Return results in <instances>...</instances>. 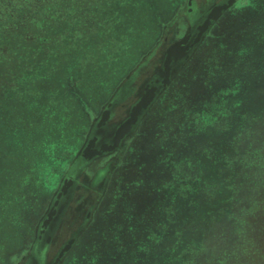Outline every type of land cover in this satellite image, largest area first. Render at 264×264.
<instances>
[{
  "label": "rangeland",
  "instance_id": "374dc122",
  "mask_svg": "<svg viewBox=\"0 0 264 264\" xmlns=\"http://www.w3.org/2000/svg\"><path fill=\"white\" fill-rule=\"evenodd\" d=\"M139 1L30 0L22 13L25 0H0V264L21 262L91 118L119 82L153 50L149 67L167 27L182 36L185 17L193 24L219 0H178L137 44L140 33L127 36L123 25L125 51L110 62L104 48L106 78L93 79V51L115 48L113 31L141 15L131 10ZM218 6L228 7L153 103L105 194L86 205L100 199L89 225L57 264H264V0ZM42 110L49 116L38 127H60L54 139L31 138Z\"/></svg>",
  "mask_w": 264,
  "mask_h": 264
},
{
  "label": "flooded vegetation",
  "instance_id": "af4514ba",
  "mask_svg": "<svg viewBox=\"0 0 264 264\" xmlns=\"http://www.w3.org/2000/svg\"><path fill=\"white\" fill-rule=\"evenodd\" d=\"M222 1L225 0H219L212 9L219 7ZM191 4L192 1L188 0L186 6L190 7ZM210 10V7L204 9L199 19L197 18L198 21H194L193 24L190 23L191 18L187 20L185 17L183 35L190 32L192 35L196 34L197 29L194 27L203 22ZM187 12L190 13V9ZM172 27H167L160 36V42L155 44L154 49L157 48V53L153 60H150L149 67H146V59L153 50L143 56L119 82L91 118L84 136V149L69 163L61 177L60 186L40 218L34 230L33 241L19 264H57L63 250L74 245L89 225L98 200L105 194V189L116 170L115 165L124 156L129 141L140 128L153 103L165 87L177 78L188 59L195 53L197 45L182 49V55L176 54L177 58L171 57L170 66L165 68L167 51L184 37L174 36ZM181 47L184 45L181 44ZM151 95L155 96L151 105L147 109L142 107L138 109V105H145V98ZM98 192L102 194L98 197L100 199L88 211L86 205L94 200ZM82 222L84 226L78 231ZM65 237L68 238L63 242ZM51 247L56 249V254L52 256L49 252Z\"/></svg>",
  "mask_w": 264,
  "mask_h": 264
},
{
  "label": "trees",
  "instance_id": "16d2710c",
  "mask_svg": "<svg viewBox=\"0 0 264 264\" xmlns=\"http://www.w3.org/2000/svg\"><path fill=\"white\" fill-rule=\"evenodd\" d=\"M30 0H25V4H21L20 5V7H19V9H20V12H22V13H25L26 12V2L28 3ZM178 0H140L139 1V3H137V4H135L134 6H133V8L131 7V10H133L134 9V7L136 6V8H139V9H142V13H141V15H138V16H136V17H131V18H128L127 20H125V22L123 23V21H121L120 22V29H119V32L117 33V32H114L113 30H112V26H110V25H108V27H107V29L110 31V32H112L113 31V33H115L116 34V36H114L117 40V42H115L114 43V47L117 49V50H115V48H112V47H110V46H112V44H113V42L112 43H109L108 44V46H102L101 48H99L98 50H95V51H93V52H95V54L93 55V57H94V60L92 59L91 60V67L92 68H94V67H98L100 64H103V57H101V54H102V52H104L105 51V49L107 48V49H109L110 50V56H109V58L107 59V61H110V62H115V61H117L118 60V56H119V54L120 53H122V52H124L125 50H124V47H125V42H123L122 40L120 41V40H118V39H121V34H122V32H123V29H124V27H123V25L125 26V25H128L126 28L127 29H125V30H127L126 31V34H127V36H129V35H134V33H140V40L138 39L137 40V42H135V44H137V43H140L141 42V40H142V36H144V35H146V33H148V30L150 29V24H152V23H156V25H157V23H159V21H160V18H161V16L162 15H164L165 14V12H167L168 10H169V7L170 6H172V5H175V3L177 2ZM23 6V7H22ZM135 8V9H136ZM117 15V14H116ZM114 16V14L112 15V17H110V21L111 20H114V19H117V16ZM80 18H81V16H80ZM129 25L131 26V27H129ZM107 29H105V31H103L101 34H100V36L102 35V36H104V37H107L108 36V34H110L109 32H108V34H106V32H107ZM84 34H88V35H91L92 33L91 32H87V31H85L84 32ZM98 35V34H97ZM120 35V36H119ZM87 36V35H86ZM86 36H83V40L86 38ZM113 38V37H112ZM110 39V38H109ZM114 41H115V39H114ZM134 44V45H135ZM88 46H91V44H89L88 43ZM105 48V49H104ZM128 50V49H127ZM76 54H81V51L80 52H78V51H76V50H74L73 51V55H76ZM97 54H98V56H97ZM93 63H94V65H93ZM105 63V62H104ZM102 66V65H101ZM100 66V67H101ZM100 67H98V71H95V72H89V75L91 76H93V75H97V76H95V77H93V79H96L97 78V80H104L106 77H104V75L103 74H106V72H104V71H102L101 69H99ZM94 69H96V68H94ZM100 75V76H99ZM39 118L37 119V123L35 124V125H33L32 126V129H31V133H32V136H31V138H34L35 137V135L36 134H38V131H39V133L41 132H44V134H46L47 135V137L48 138H51V139H54V138H56L59 134H58V130H60V127L59 128H56V126H54V125H52V126H46V127H43L42 128V131L40 130V128L38 127V126H40L39 125V123L40 122H42V118H44V117H47L48 118V116H49V114H47V113H45V110H42V113H40L39 115ZM57 118V117H56ZM79 118H80V120L81 121H78V122H83V118H81V116L79 115ZM59 119V118H58ZM47 120V119H46ZM49 120V119H48ZM56 120V119H55ZM49 122H51V121H49ZM38 124V125H37ZM65 126H63V128H64ZM37 128H38V130H37ZM62 128V127H61ZM63 128H62V130H63ZM36 129V130H35ZM55 133V134H54ZM61 132H60V136H61ZM63 136V135H62ZM64 137V136H63ZM60 141V140H59ZM54 149L55 148H53V150L51 151V154H52V152H56V150L58 149H55V151H54ZM47 151H49L50 152V149H48ZM47 155V153L46 152H44V155ZM54 155V154H53ZM49 161H51V163L52 162H54V160H53V157H49V158H47V162H49ZM24 164L23 165H20V166H18V168L17 169H19V172L20 173H22V174H24V172L26 171V166H28L29 165V158L27 157V158H25V160H24V162H23ZM45 163V162H44ZM42 169V165L40 164L39 166H38V169ZM37 175H39V173L37 172V174H36V176ZM26 176V175H25Z\"/></svg>",
  "mask_w": 264,
  "mask_h": 264
},
{
  "label": "water",
  "instance_id": "95a60500",
  "mask_svg": "<svg viewBox=\"0 0 264 264\" xmlns=\"http://www.w3.org/2000/svg\"><path fill=\"white\" fill-rule=\"evenodd\" d=\"M227 7L226 6H219V7L215 8L212 12H210L208 14V16L205 18V20L196 28L197 29L196 34H193V35L192 34H186L180 40V42H177L176 44H174L170 48V50L167 51L166 58L164 61L165 68H168L170 66L171 57L177 58L178 54L182 55V49L186 50L189 46H190V48L195 47L204 38L205 32L208 30V28L212 24V21H215L217 19V17L219 16V14L221 13V10H223ZM181 44H183L184 47H181ZM154 98H155V96H153V95H151L148 98H145L146 99L145 105L141 106V104H139L138 109H140L141 107L147 109V107L150 106L151 103L154 101ZM84 146H85V142L83 143V145L81 146V148L77 152L75 158L81 154L82 150L84 149Z\"/></svg>",
  "mask_w": 264,
  "mask_h": 264
}]
</instances>
